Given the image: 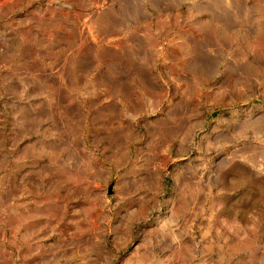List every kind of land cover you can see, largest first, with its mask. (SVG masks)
Segmentation results:
<instances>
[{
	"label": "rangeland",
	"instance_id": "rangeland-1",
	"mask_svg": "<svg viewBox=\"0 0 264 264\" xmlns=\"http://www.w3.org/2000/svg\"><path fill=\"white\" fill-rule=\"evenodd\" d=\"M0 264H264V0H0Z\"/></svg>",
	"mask_w": 264,
	"mask_h": 264
}]
</instances>
